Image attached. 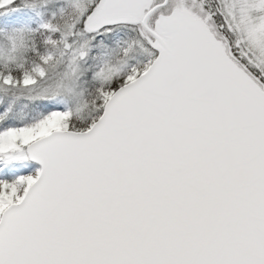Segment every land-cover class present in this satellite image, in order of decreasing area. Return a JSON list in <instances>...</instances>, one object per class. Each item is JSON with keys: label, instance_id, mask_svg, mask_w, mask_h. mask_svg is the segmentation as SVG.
Listing matches in <instances>:
<instances>
[{"label": "snow or ice", "instance_id": "6c2138e0", "mask_svg": "<svg viewBox=\"0 0 264 264\" xmlns=\"http://www.w3.org/2000/svg\"><path fill=\"white\" fill-rule=\"evenodd\" d=\"M0 264H264V0H0Z\"/></svg>", "mask_w": 264, "mask_h": 264}]
</instances>
